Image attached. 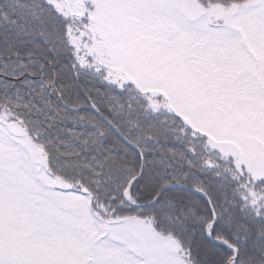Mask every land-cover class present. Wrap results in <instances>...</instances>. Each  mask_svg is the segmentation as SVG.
I'll use <instances>...</instances> for the list:
<instances>
[{"label":"snow or ice","instance_id":"6c2138e0","mask_svg":"<svg viewBox=\"0 0 264 264\" xmlns=\"http://www.w3.org/2000/svg\"><path fill=\"white\" fill-rule=\"evenodd\" d=\"M0 264H264V0H0Z\"/></svg>","mask_w":264,"mask_h":264}]
</instances>
